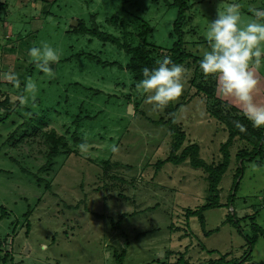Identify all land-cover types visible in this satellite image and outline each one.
<instances>
[{
  "label": "rangeland",
  "instance_id": "1",
  "mask_svg": "<svg viewBox=\"0 0 264 264\" xmlns=\"http://www.w3.org/2000/svg\"><path fill=\"white\" fill-rule=\"evenodd\" d=\"M172 1L0 0V100L7 98L12 108L9 116L0 109V207L5 211L0 264H117L122 252L123 264H178L181 256L188 264L221 256L238 261L246 241L225 222L227 216L234 213L248 235L253 223L264 229V146L254 160L243 161L235 180L242 162L238 155L253 147L237 136L230 142L229 164L218 184L222 205L204 212L203 229L185 212L204 203L207 173L188 158L155 170L154 163L170 152L168 116L137 89L143 77L125 68L130 55L71 32L81 20L129 47L145 42L158 62L177 39ZM232 3L240 5L242 24L264 10V0H188L182 24L183 48L191 56L181 64L184 89L172 104L185 133L181 149L198 145L208 164L223 159L221 146L228 138L223 120L210 112L238 119L244 114L193 58L208 50V22ZM45 43L60 56L53 77L28 56L30 48ZM250 70L259 81L254 99L264 105V59ZM13 71L16 81L8 79ZM30 82L35 91L27 88ZM52 133L62 140L51 157L47 134ZM234 180L239 186L231 197ZM243 263L264 264L263 237Z\"/></svg>",
  "mask_w": 264,
  "mask_h": 264
},
{
  "label": "clouds",
  "instance_id": "2",
  "mask_svg": "<svg viewBox=\"0 0 264 264\" xmlns=\"http://www.w3.org/2000/svg\"><path fill=\"white\" fill-rule=\"evenodd\" d=\"M204 35L208 50L200 60L202 74L216 79L220 94L235 99L254 128L264 127V105L254 99L259 81L250 70L253 62L258 67L264 59V10L255 11L254 18L242 24L240 5L232 3L208 22ZM28 56L40 72L54 76L52 65L59 62L60 56L53 47L46 43L34 46ZM185 72L183 65L165 57L157 67L142 70L143 78L136 87L147 96V103L162 110L181 96ZM7 75L11 81L17 80L14 71ZM27 88L35 91L36 83H28ZM236 126L245 131L239 122ZM112 151L118 148L112 146Z\"/></svg>",
  "mask_w": 264,
  "mask_h": 264
},
{
  "label": "trees",
  "instance_id": "3",
  "mask_svg": "<svg viewBox=\"0 0 264 264\" xmlns=\"http://www.w3.org/2000/svg\"><path fill=\"white\" fill-rule=\"evenodd\" d=\"M169 6H173L177 9L176 18L173 23V34L176 36V41L173 43L172 48H170L167 53L164 55L165 57H170L171 60L174 63L177 64H183L185 60H187L191 55L187 53L183 48V32H182V24L184 21V15L186 10L188 9V0H173ZM71 32L73 33H81V34H88L92 37L98 38L100 41L103 42H109L111 44L116 45L117 47L124 50L127 54L130 55L129 63L125 66V68L130 71L136 78H142V70L147 67L149 69H152L154 67L158 66V62L151 56V51L148 49V45L144 42L140 45H137L135 47H129L127 44L120 42V40L116 37H114L111 34L105 33L100 31L97 26H94L93 28L86 27L84 22L81 20H78V25L71 29ZM163 58V59H164ZM162 59V60H163ZM194 62L199 61V58L194 57ZM161 60V61H162ZM109 64H116L115 62H109ZM214 95V92H209L207 96L209 98H212ZM214 100H216L217 103H220L221 101H218V99L213 97ZM225 106H229V103L225 102ZM179 106V105H178ZM231 107V105H230ZM233 110H237L234 107H231ZM0 109H5L6 115L9 116L11 113V104L8 102L7 98L0 100ZM164 112L167 114L168 118L164 121V124L167 126L170 136L172 137V143L170 145V152L168 156L165 159L157 160L154 163V168L156 171H159L160 168L166 163H179L182 162L184 159L188 158L189 163L194 168H201L204 169L207 173V180H208V187L206 189L205 197H204V203L196 209H186V218L190 216H195L200 221L201 227L204 229L205 226V216L204 212L208 209L217 208L222 205L219 201V189L218 184L225 173L228 164H229V154L227 151V147L230 145V142H232L234 137H240L243 140H246L253 148L250 151H242L238 155V159L242 162L240 163V166L236 169L235 173V180L237 177L242 174L243 172V161H252L256 158V156H259L263 152V146H264V128L260 129L258 131L254 130L249 123L247 119L244 117H238L232 116L230 113H226L224 116H219L217 113L212 112L211 114L215 116L216 118L220 117L223 120V123L226 126V129L228 131V138L227 141L222 144L221 151L223 154V159L218 162L217 164H208L205 160L201 159L199 157V148L196 144H190L185 146L181 149L183 141L185 139V133L182 131L180 125L176 122V110L177 106H173L172 102L163 109ZM217 112V111H216ZM31 118L36 120L37 123L42 124L43 118L41 117H35L34 114H32ZM237 122H239L241 125L244 126L245 131H240V129L236 126ZM26 138V134H23L20 140H24ZM47 139L49 140L51 144V151L49 152V156H55L58 153V147L61 146L59 142H61V137H55V135L47 134ZM60 144V145H59ZM63 145V144H62ZM181 149L180 153L178 154L179 150ZM155 171V172H156ZM234 180L232 185L233 193L230 194V196H234L236 190L238 189L239 182H236ZM1 214L0 219L4 216V210L3 207H0ZM227 223L231 224L239 234H242L246 243L244 246V252L243 255L240 257V259L237 260H225V256H221L218 259H215L213 261H209L204 264H244L246 258L249 257V255L252 252V249L257 242L259 237L264 238V229L259 227L256 224H252L251 226V234L248 235L246 233H243L240 225L239 220L237 219V216L233 213V215H228L226 218ZM28 226V223H27ZM216 230V229H215ZM211 231H206L205 234H209ZM123 256L124 252H122L120 255L117 256L116 261L117 264H123ZM188 264V262L181 256L177 263L179 264Z\"/></svg>",
  "mask_w": 264,
  "mask_h": 264
}]
</instances>
